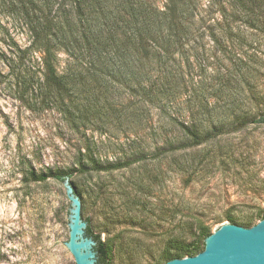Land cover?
<instances>
[{
	"label": "trees",
	"instance_id": "trees-1",
	"mask_svg": "<svg viewBox=\"0 0 264 264\" xmlns=\"http://www.w3.org/2000/svg\"><path fill=\"white\" fill-rule=\"evenodd\" d=\"M12 5L21 19L2 27L0 38L7 84L16 82L18 100L34 94L45 107H56L68 129L82 128L85 138L70 165L30 166L31 183L63 184L69 177L80 197L76 173L128 168L150 148L162 149L184 176L195 178L202 162L182 160L184 153L242 131L252 105L264 109V0H165L163 8L151 0ZM19 33L26 36L24 44ZM61 55L66 62L60 69ZM252 121L264 124V113ZM90 130L100 137L134 138L136 152L119 164L102 161L88 144ZM145 135L161 137V143L142 144ZM258 216L263 220L264 211ZM252 218L240 226L258 224ZM228 221L239 225L232 216ZM212 233L198 221L192 241L172 236L161 264L198 255ZM87 234L97 242V264H110L108 243L90 226Z\"/></svg>",
	"mask_w": 264,
	"mask_h": 264
},
{
	"label": "rangeland",
	"instance_id": "rangeland-1",
	"mask_svg": "<svg viewBox=\"0 0 264 264\" xmlns=\"http://www.w3.org/2000/svg\"><path fill=\"white\" fill-rule=\"evenodd\" d=\"M151 1L160 8L165 4V0ZM17 2L0 0V38L2 27L17 25L21 19L12 13ZM18 39L24 44L26 36L19 33ZM65 62L61 55L58 67ZM1 70L0 64V264H76L66 246L70 237L66 188L55 180L31 183L26 171L30 166L42 170L70 165L85 143L83 130H69L56 107H45L34 94L16 99V82L10 87L7 72ZM251 109L253 115L239 133L184 153L182 160L202 162L195 178L184 176L175 159L153 148L128 168L76 173L82 220L108 243L110 264H161L169 239L182 235L192 241L191 227L198 221L213 232L230 223V216L239 225L250 217L253 223L261 221L264 124L252 120L264 109L256 105ZM99 135L90 130L86 143L102 161L119 164L136 152L134 138ZM141 140L161 143V137L150 135Z\"/></svg>",
	"mask_w": 264,
	"mask_h": 264
},
{
	"label": "water",
	"instance_id": "water-1",
	"mask_svg": "<svg viewBox=\"0 0 264 264\" xmlns=\"http://www.w3.org/2000/svg\"><path fill=\"white\" fill-rule=\"evenodd\" d=\"M63 185L70 201V237L66 246L76 264H97V242L87 234V224L81 217V199L69 177ZM166 264H264V219L251 228L223 224L205 239L204 251Z\"/></svg>",
	"mask_w": 264,
	"mask_h": 264
}]
</instances>
